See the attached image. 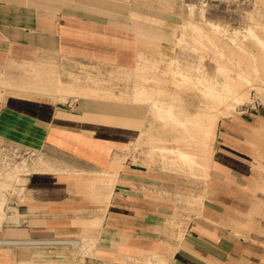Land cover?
<instances>
[{
  "label": "crops",
  "instance_id": "crops-1",
  "mask_svg": "<svg viewBox=\"0 0 264 264\" xmlns=\"http://www.w3.org/2000/svg\"><path fill=\"white\" fill-rule=\"evenodd\" d=\"M112 14L156 17L108 0H0V76L12 90L2 91L0 144L38 150L47 167L27 175L9 229L0 232V264H49L58 253L53 246L62 244L54 241L73 234L94 241L81 264H264V194L245 192L264 185V172L251 161L260 158L255 131L264 125V110H240L236 119L223 121V109L214 117L200 102L190 113L203 111L201 120L214 125L211 158L198 188L205 192L199 217L186 221L185 212L176 221L175 193L191 191V183L175 182L157 168H132L129 157L113 172L112 160L154 128L142 106L151 107L130 104L134 95L144 89L160 105L182 109L180 104L145 87L120 95L126 103L78 97L87 90L76 84L75 95L65 98L43 92L48 78H59L53 64L64 78L80 79L105 77L108 67L137 68L144 57L137 26L100 18ZM147 58L144 69L153 62ZM177 149L184 152L160 150Z\"/></svg>",
  "mask_w": 264,
  "mask_h": 264
},
{
  "label": "rangeland",
  "instance_id": "rangeland-1",
  "mask_svg": "<svg viewBox=\"0 0 264 264\" xmlns=\"http://www.w3.org/2000/svg\"><path fill=\"white\" fill-rule=\"evenodd\" d=\"M108 1L116 4H125L129 7L137 6L138 8H143L148 13L152 12L156 16H149V18L144 16L143 18H139V20H135L129 16L120 18V16L116 14L100 15L101 19L109 18L112 20L111 22L115 20L121 23L122 25L120 26L126 25L124 27H128L135 24L133 25L135 27L137 26L135 33L140 36V40L142 41L141 45L143 44L144 57H140L139 65L133 72H126L125 70L108 67L109 70L106 72V76L101 78L88 77L80 79L73 76V74L64 78L61 75V67L57 64H53L55 70L58 72L60 80L64 84L68 82L73 83L80 85L81 89L92 91L100 96L111 94L114 97L125 94L129 95L134 89L140 87H145L147 90L151 91H157L159 89L166 93L167 96L165 99L168 102L171 101L176 105L180 104L186 113H194L196 109L200 108L201 98L196 90H194V92L193 89L183 81L181 75L191 80L213 77L220 80L222 73L218 72L217 65L213 60V58H223L219 56L218 49L225 53L226 57L224 58H263L258 54V46L254 41L250 39L243 40V38H241L240 40L232 42L230 37L233 36L234 32H237L240 37H243L246 35L247 29L251 28L256 31L259 29L257 32L264 40V0ZM96 16L99 17L97 14ZM157 17H162L163 20ZM208 23L221 27L226 31V34L221 33V35L219 33L215 35L208 26ZM194 27H197L196 29H199L201 33V44L194 43L190 36L195 29ZM207 31L208 34H206ZM206 35H209L210 39H206ZM238 44L244 46L248 53L238 50L236 47ZM147 55L150 56V58L154 56V58H147ZM144 58H147L150 62L153 61L151 63L152 65L146 63L148 68L145 69L143 68L145 64L144 61H146ZM38 63L42 62L40 61ZM9 73L14 75L15 70ZM5 81L6 79L0 76V102L6 97L5 94H2V91H12ZM87 82L89 84H87ZM252 86L253 87L247 89V97L243 103L227 106L225 117L222 116L223 118L219 120L227 121L236 119L238 117L237 113L240 110H245V107L249 104L250 100L248 96L252 94L253 91L257 92L260 97H262L263 108L260 109L264 110V83L255 81ZM258 89L260 92H258ZM93 100L95 99L93 98ZM119 105L124 106L126 104L120 103ZM230 106L233 108H230ZM142 107L145 108L146 119L149 120V123H153L154 128L151 127L148 136L142 141L133 142L127 146L123 150L124 156L122 158L117 156L113 158V172L118 171L122 166L121 163L125 161L126 157H129L131 158L130 163L134 166L132 168H136V165L142 166L146 170L157 168L165 177H171L175 182H178L180 179L188 181L191 183V191L175 193V219L177 221L180 214L185 212L188 214L186 216V221L199 217L203 207V195L205 192H201L198 188L207 179L209 171L208 162H210V159L207 162L208 165L195 171L193 176L186 167L178 169L165 164L161 156L163 155L170 160L173 155L163 154L160 149H182L184 147L183 131H176L169 127L162 126L158 120L156 121L150 117V109L147 106ZM221 109H223V107H221ZM149 135L155 138L157 137L161 142L150 140ZM255 137L254 151L255 155L260 158L251 161L255 162L256 166L259 167V172L263 173L264 157L262 158L261 155L264 154L262 153L264 152V125H258L255 131ZM212 141H209L206 149V155L209 156V158H211ZM190 150L199 153L197 148H192ZM45 162V156H42L38 150H29L16 146H6L2 143L0 144V201L2 200L3 202L0 213V232L9 229L7 227H9L13 219L12 217L8 219V217L15 213L12 209L13 204L21 201L24 180L27 178V175L40 171L46 172L47 167ZM12 170L14 171L11 172ZM262 184L259 187H255V189H252L250 192H245L247 194H253L257 191V193L264 194V185ZM54 242L62 244L53 246L54 248H58V253L54 255L55 257L49 258V264L55 263V261L61 264H81L80 260L89 254L94 245L93 239H88L82 236V234L78 236L77 234H73L65 239ZM69 242L77 243V245L72 246Z\"/></svg>",
  "mask_w": 264,
  "mask_h": 264
},
{
  "label": "bare ground",
  "instance_id": "bare-ground-1",
  "mask_svg": "<svg viewBox=\"0 0 264 264\" xmlns=\"http://www.w3.org/2000/svg\"><path fill=\"white\" fill-rule=\"evenodd\" d=\"M209 27L215 35L219 33L226 34V31L222 30L220 27L214 25H209ZM258 30L259 29H257V31ZM257 31L250 28L246 31V35H244L243 37H240L237 32H234L233 36L230 37V40L232 42H235L236 40H240L241 38H243V40L250 39L251 41H254L258 46V54H260V57L263 58H224L226 57L225 53L219 51L220 49H218L219 56L223 58H213V60L217 65L218 72L222 73V80H219L217 78L208 79L207 83L205 84L203 81L201 82L200 79L191 80L189 78H183L181 75L183 81L186 82L193 89V91L196 90L198 92L204 111L213 114L214 117L222 115L221 107H223V110L226 112L227 106L243 103V101L247 97V89L253 87L252 84L255 81L264 83V40L259 36ZM194 33L197 34V38L193 36V41L197 44L199 43L200 32L194 31ZM207 39H210L209 35H207ZM236 47L238 50L248 53L247 49L244 46L238 44ZM59 78L56 76H54L53 78H48L46 81V91L44 90L43 92H46L48 94V97L56 99L58 95H61L60 97L62 98L67 97L68 94L75 95L73 94L72 89H75L76 85L61 83L59 81ZM34 81L35 80H33L32 82ZM87 84L89 83L87 82ZM38 86H40L39 83ZM144 92V89H142L141 91H139L138 95H134L132 100L129 101L130 104H149V106L151 107L150 117L152 119L158 120L164 127H169L172 130L176 131H183L184 147L182 149L184 152L181 153L180 150L177 149L176 152L170 153L173 155L172 159L169 160V158L167 159L166 157H164L163 162L171 167L178 169L182 167H186L188 169L191 167L189 171L193 176L195 171H198L200 168L206 166V161L208 158V156L206 155V149L214 132L213 123H205L201 120L203 111H200L197 114H190L186 113L183 109H177L170 104L160 105L162 101L153 99L152 97L144 94ZM258 92H260V90ZM77 96L83 98H94L96 100H105L109 102H128V100L122 97H114L111 94L100 96L92 91H81ZM230 108L233 107L230 106ZM144 133L148 134L149 132L145 131ZM142 137L143 135L141 134L140 139ZM192 148H197L199 150V153L197 151L190 150ZM13 171L14 170H12L11 172ZM25 182L26 179L24 180V185ZM2 206L3 202L1 200L0 213L2 210ZM3 244L4 243L0 242V245ZM7 244L8 243H6L5 245ZM69 244H71L72 246L76 245L74 242H69Z\"/></svg>",
  "mask_w": 264,
  "mask_h": 264
},
{
  "label": "built area",
  "instance_id": "built-area-1",
  "mask_svg": "<svg viewBox=\"0 0 264 264\" xmlns=\"http://www.w3.org/2000/svg\"><path fill=\"white\" fill-rule=\"evenodd\" d=\"M262 97H260V95L257 92H252V94H250L249 97V104L247 105V107H245V110H250V111H254L260 108H263L262 105Z\"/></svg>",
  "mask_w": 264,
  "mask_h": 264
}]
</instances>
